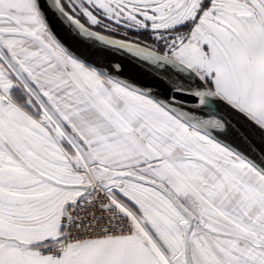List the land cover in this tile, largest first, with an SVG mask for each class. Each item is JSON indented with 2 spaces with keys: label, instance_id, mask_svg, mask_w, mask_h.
Instances as JSON below:
<instances>
[{
  "label": "snow or ice",
  "instance_id": "snow-or-ice-1",
  "mask_svg": "<svg viewBox=\"0 0 264 264\" xmlns=\"http://www.w3.org/2000/svg\"><path fill=\"white\" fill-rule=\"evenodd\" d=\"M0 264H264V0H0Z\"/></svg>",
  "mask_w": 264,
  "mask_h": 264
}]
</instances>
